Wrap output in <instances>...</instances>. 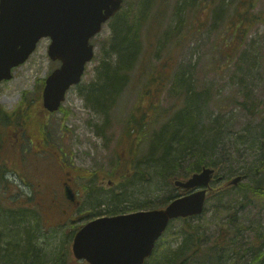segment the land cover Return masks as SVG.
<instances>
[{
	"label": "rangeland",
	"instance_id": "obj_1",
	"mask_svg": "<svg viewBox=\"0 0 264 264\" xmlns=\"http://www.w3.org/2000/svg\"><path fill=\"white\" fill-rule=\"evenodd\" d=\"M157 1L122 2L120 14L126 12L131 17L139 9L146 11L142 25L144 50L141 49L137 56L138 63L132 72L135 75L131 80L138 79V73L145 67L152 73H145L144 78L153 77L140 79L138 86L132 82L104 111L89 103L88 87L96 83L97 68L108 57L115 17L106 21L91 39L93 59L87 63L80 84L67 91L57 111L46 113L41 105L44 80L59 66V61L48 57L49 38H42L29 58L14 68L12 78L0 83V105L5 110H31L34 116V126L25 129L19 120L20 126L4 128L8 140L4 152L13 151L6 157L7 178L11 184L8 188L2 184L0 188V210H19L30 197L29 205L40 211L37 218L41 220L30 229L35 239L25 264H87L83 259L74 258L71 252L73 236L85 222L77 217L84 212H88L89 218L99 212L111 213L106 202L97 197L98 192L90 191L85 195L89 185H97L99 192L114 195L132 186L128 199H122V196L113 205L116 212L162 207L180 195L167 178L173 175L172 178L187 179L194 171L192 162L195 158L181 160L175 165L173 174L158 177L153 169L155 165L149 159L148 139L150 130L159 129L180 105L181 88L175 86L179 81L174 73L186 67L190 71H185V81L190 82L196 91L209 88L201 116L205 126L217 128L210 136L219 140L218 151L208 158L217 163L215 167L222 176V180L212 186L222 188L238 175L243 176V180L237 186L210 197L201 214L173 219L157 244L164 246L162 250H173L183 237V225L188 223L198 228L202 247L210 245L218 236L225 237L238 231L236 244L229 248L231 259L225 264H251L253 250L247 248L252 241L258 242L256 247L262 245L264 252V27L261 23L256 24L248 34L242 48L244 51L235 57L230 67H224L226 61L219 56L226 38L223 19L227 13L221 8L224 5L217 7L218 4L213 3L212 12L207 16V9L199 11L197 2L194 9L186 12L184 7L188 0H167L164 10H158ZM180 4L182 7L177 6ZM261 10H264V0H257L253 11ZM215 14L216 19L213 18ZM207 17L202 31H196L181 41L173 36L176 32L186 31L191 23L204 22ZM211 21L219 23L213 28L210 27ZM155 73L165 77H156ZM140 92L142 99L138 97ZM148 94L151 96L146 98ZM243 94L248 96L246 107L237 102L242 100ZM136 103L139 108L134 109ZM148 104L156 106L155 113L159 114L156 119L144 109ZM142 114L140 122H144L143 130L147 132L143 140L138 131L128 129L141 127L140 123L136 126V118L134 123L131 119ZM12 137L15 143L11 142ZM117 175L125 176L123 182L118 188L109 187L108 181ZM73 176L80 206L62 219L65 205L62 204L64 196L60 183ZM93 176L97 180L89 181ZM125 200L129 203L126 204ZM260 234L263 237L258 238ZM17 239L19 237L1 239L0 247L6 248V240L11 249Z\"/></svg>",
	"mask_w": 264,
	"mask_h": 264
},
{
	"label": "trees",
	"instance_id": "obj_2",
	"mask_svg": "<svg viewBox=\"0 0 264 264\" xmlns=\"http://www.w3.org/2000/svg\"><path fill=\"white\" fill-rule=\"evenodd\" d=\"M256 1L257 0H188L184 7V11L188 12L190 9H194V5L197 2V9L199 11L207 9V16H210L214 4H218L217 7L224 5L221 6V8L227 13L225 19H223V30L225 31L226 38L223 40L225 47L219 50V56L226 61L224 67H230V63L234 61L235 57L244 51L242 48L246 45L250 30L258 23H261L264 27V10L253 11ZM166 2L167 0H158V10L159 8L164 10ZM145 5H147V2ZM177 6L182 7V4ZM145 12L146 11H141L139 9V11L134 13L131 17L126 12L115 14V22L111 26L112 38L107 50L108 57L105 59L106 61L101 62L100 66L97 68L96 83L88 87L90 90L88 101L95 109L104 111L109 103L119 98L126 87L132 84V82H134V85L138 86L140 79L148 80L153 77L144 78L145 73H152L148 72V69L145 67L138 73V79H134L136 83L132 81L135 75V73L132 74V72L136 68L138 63L137 60L139 59L137 56L140 54L141 49L144 50L142 25H144L143 20L146 18ZM160 12L161 11H158V13ZM213 18L216 19L217 14L213 15ZM207 20L208 17L203 20L204 22L196 21L195 23H191L190 28L186 31L176 32L173 36L179 38L181 41L196 31H202ZM218 23L219 22L211 21L210 27L214 28ZM141 60L142 59H140V61ZM163 66L167 67L168 65L164 64ZM186 70L189 69L187 67L182 71L177 69L174 73L175 78L179 81L175 83V86L181 88L179 92L181 95L180 105L174 111L171 119L162 122L159 129L154 131H152V129L150 130L148 142L150 143L149 154L151 156H149V159L151 158V162L155 165L153 169H155L158 177L165 178V176L173 174L175 165L188 157L195 158L194 162H192L194 171H198L203 165H212L211 167L217 166L216 162L208 158V156L215 155L218 151L219 140H217L216 136L213 138L210 136L211 131L214 129L217 130V128L214 126H209V128L205 126L203 124L204 118L201 116L205 101L206 99L208 100L206 97L209 95V88L204 87V89L196 91L194 86H191L190 82L184 80V77H186ZM163 72L166 71L164 70ZM155 74L157 75H153L156 77H165L160 76L159 73ZM188 76L191 77L190 74H188ZM162 83L164 84V82ZM156 85H158V83ZM142 91L144 92V89ZM141 92L138 95L140 99L143 98ZM149 96L151 95L148 94L146 98ZM146 98L144 97V100ZM247 98L248 96L243 94L242 100H237V102L240 103L241 106L246 107ZM21 104L22 101L20 105ZM133 108H139L137 103L134 104ZM144 109L148 110L150 112L149 114L154 116V119L159 116L158 113H155L156 106L154 104H151V106L148 104ZM30 111L31 110L24 109V111L21 112L18 108L8 111L0 105V188L2 184L5 188H8L11 184L7 178L9 169H7L6 161L8 159H6V157L13 151L7 150V152H4L8 142L5 137L4 128L8 126H14V128H16L20 126V123L25 129L29 125L31 126L33 124L34 126V116H32ZM142 116H144V114L140 117L135 116L131 119V122L134 123V118H136V126L140 123L141 127H128L131 132L138 131L139 134H141V140L147 136V132L143 130L144 122H140ZM145 123L149 124L150 122L148 123L145 120ZM30 136L34 137L32 134ZM12 139L13 137L11 140ZM14 141L12 140L11 142L13 143ZM134 143L135 145L133 144V146L136 148L137 143ZM215 168L218 169V167ZM13 172L14 171L11 170V173ZM172 176H169L167 179H170ZM132 188V186H128L127 191L119 192L118 195H114L112 192H101L97 197H99V200L102 199L105 201L107 209L112 211L115 210L113 209V205L115 202L118 203L122 196H124L122 199H128V193L131 192ZM228 189L231 188L225 185L220 188L215 195L222 190ZM29 199L30 197L25 201V205L19 207V210H5L6 212L0 210L2 212H0V240L19 237V239L13 242L14 245L11 249L8 248L9 245L6 240V248L2 249L0 247V264H25V258L30 257V249L35 239V235L31 233L30 229H33L35 223L38 224L41 218H37L40 211L33 209V207L29 205ZM0 200H2L1 196ZM125 203L128 204L129 202L125 200ZM2 204L4 203L2 202ZM32 220H34L33 223ZM197 229L185 223L182 229L183 237L179 244L173 250H162L164 246L162 244H157L152 255L146 259L144 264H225L226 260L231 259L229 248L231 245L236 244L235 241L238 237V231H235L233 234L229 233L225 237L218 236L210 245L202 247ZM257 237L261 238L263 234ZM256 244H258V242ZM256 244L252 241L251 245L247 248V250H253L250 262L251 264H264V252L261 250L262 245L256 247ZM21 246L25 249H20ZM219 246H221V248H219Z\"/></svg>",
	"mask_w": 264,
	"mask_h": 264
},
{
	"label": "water",
	"instance_id": "obj_3",
	"mask_svg": "<svg viewBox=\"0 0 264 264\" xmlns=\"http://www.w3.org/2000/svg\"><path fill=\"white\" fill-rule=\"evenodd\" d=\"M121 4L122 0H0V82L12 78V69L27 60L41 38L48 37L47 54L60 65L45 79L42 105L48 112L56 111L93 58L90 39ZM216 173L203 166L187 179L170 178L176 188L188 193L165 207L89 221L73 237V256L87 264H144L170 220L203 211L206 198L213 193L207 188ZM241 180L238 175L229 185Z\"/></svg>",
	"mask_w": 264,
	"mask_h": 264
},
{
	"label": "flooded vegetation",
	"instance_id": "obj_4",
	"mask_svg": "<svg viewBox=\"0 0 264 264\" xmlns=\"http://www.w3.org/2000/svg\"><path fill=\"white\" fill-rule=\"evenodd\" d=\"M70 165L73 167L74 164L73 163H70ZM217 176V175H216ZM221 178V176H219ZM125 178V176H123V178H121L119 175H117L115 178H112V180H109L108 183L111 184V186L109 187H116L118 188V185L120 183L123 182V179ZM114 179H117L118 181H114ZM73 180H74V176L73 177H67L66 180H62V182L60 183V186L62 187L61 189V193H63V199H62V204L65 205V208L63 209V215H62V219L66 216H68V214H71L74 210H77V208L80 206V203H79V200L77 199V193L74 189V185H73ZM97 180V177L96 176H93L89 179V181H95ZM222 180V179H221ZM215 179L213 180V182H211L209 184V188L207 189L208 191H211L214 187L212 186L215 182ZM101 184H102V181H100ZM227 185V184H226ZM229 185H227L228 187ZM215 189V188H214ZM217 190H219L220 188H216ZM215 189V191L217 192V190ZM98 192L97 194H100L101 191L99 192V190L97 189V185H89V189H87L85 192L87 195V193L89 192ZM67 192H69V195L71 196V198L68 197L67 195ZM119 192H116L115 195H118ZM56 208V206H53ZM70 209V210H69ZM134 211L133 209L132 210H129L127 212H132ZM126 211L125 212H116V211H111L110 214H108L107 212H99L95 217H87L88 216V212H84V214L78 216L77 218L78 219H81V220H84V224L97 218V217H100V216H105V215H116V214H119V213H127ZM83 213V212H82ZM83 224V225H84Z\"/></svg>",
	"mask_w": 264,
	"mask_h": 264
}]
</instances>
